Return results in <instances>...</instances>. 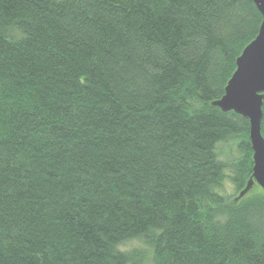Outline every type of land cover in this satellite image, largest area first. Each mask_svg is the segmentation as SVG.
<instances>
[{
  "label": "trees",
  "instance_id": "16d2710c",
  "mask_svg": "<svg viewBox=\"0 0 264 264\" xmlns=\"http://www.w3.org/2000/svg\"><path fill=\"white\" fill-rule=\"evenodd\" d=\"M261 21L253 0H0V264H264L248 119L212 104Z\"/></svg>",
  "mask_w": 264,
  "mask_h": 264
},
{
  "label": "water",
  "instance_id": "95a60500",
  "mask_svg": "<svg viewBox=\"0 0 264 264\" xmlns=\"http://www.w3.org/2000/svg\"><path fill=\"white\" fill-rule=\"evenodd\" d=\"M262 21L257 35L236 58V68L227 81L223 96L212 102L222 111H234L248 119L253 150V172L238 197L244 196L256 182L264 190V138L261 136L264 99V0H253Z\"/></svg>",
  "mask_w": 264,
  "mask_h": 264
},
{
  "label": "rangeland",
  "instance_id": "374dc122",
  "mask_svg": "<svg viewBox=\"0 0 264 264\" xmlns=\"http://www.w3.org/2000/svg\"><path fill=\"white\" fill-rule=\"evenodd\" d=\"M217 149H218L217 150L218 157L223 161L230 162L237 154L235 148H233L232 142L221 143L220 145H218ZM258 189H260V187L258 185H254L249 189L247 193L256 195L260 191ZM220 193L225 196V199H233L235 195L234 188L229 181H225L224 187H222ZM139 246L140 243L133 241L121 246L120 248L123 251L132 253V251H137V249H135L134 247H139ZM149 259H150V253L142 258L141 264H151V260ZM130 264H134V263L131 262Z\"/></svg>",
  "mask_w": 264,
  "mask_h": 264
},
{
  "label": "bare ground",
  "instance_id": "6f19581e",
  "mask_svg": "<svg viewBox=\"0 0 264 264\" xmlns=\"http://www.w3.org/2000/svg\"><path fill=\"white\" fill-rule=\"evenodd\" d=\"M260 132H261V130H260Z\"/></svg>",
  "mask_w": 264,
  "mask_h": 264
}]
</instances>
